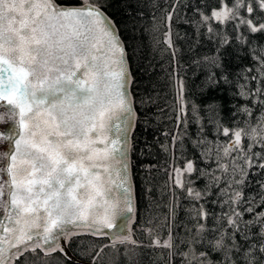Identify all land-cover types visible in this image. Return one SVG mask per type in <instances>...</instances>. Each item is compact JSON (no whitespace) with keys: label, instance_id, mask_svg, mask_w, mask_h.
<instances>
[{"label":"snow or ice","instance_id":"6c2138e0","mask_svg":"<svg viewBox=\"0 0 264 264\" xmlns=\"http://www.w3.org/2000/svg\"><path fill=\"white\" fill-rule=\"evenodd\" d=\"M144 2L0 0V108L5 110L0 125L11 122L20 129L0 131V144L8 145L7 151H0V209L5 210L0 220V264H16L37 249L45 255L63 253L61 236L67 239L73 234L66 225H84L93 237L141 246L128 231L136 207L128 154L139 118L137 98L130 92L129 59L137 46L126 44L122 33L137 39ZM179 2L173 0L166 21L178 16ZM112 8L126 19L115 20L117 13L109 14ZM193 10L200 19L194 20L196 39L189 51L200 44L201 28L214 46L210 54L192 57L200 69L194 73L199 77L194 85L199 103L191 99L193 89L175 67L169 74L176 94V128H184L172 139L183 152L192 115L199 125L193 146L201 159L216 167L200 169L185 158L182 169L173 168V184L197 202L187 209L194 224L185 227L183 237L174 235L179 205H170L165 218L168 235L162 240L154 237L149 247L165 250L164 264H175L176 257L180 264H264V210L257 211L264 209V180L256 181L259 190L254 195L246 196L244 191L251 186L248 177L253 169L255 174L264 172V42L260 39L264 15H259L264 14V0H220L210 14L199 7ZM229 24L231 38L225 31ZM175 35L180 39L179 33ZM172 36L169 26L165 43L176 65L179 49ZM246 59L250 64L243 63ZM149 71L145 69L144 75ZM153 90L151 83L145 85L138 101L142 108L154 102ZM238 100L245 103L237 106ZM201 111L209 114L217 139L210 141L203 134ZM144 117L147 126V112ZM226 119L232 126H226ZM221 136L226 139L220 141ZM114 169L118 182L112 179ZM193 174L205 179L203 190L194 187ZM213 188L218 191L208 201ZM201 200L220 211L208 210L199 204ZM108 247L115 248V243L92 250V264L103 259ZM125 256L131 264L132 257L127 252Z\"/></svg>","mask_w":264,"mask_h":264},{"label":"trees","instance_id":"16d2710c","mask_svg":"<svg viewBox=\"0 0 264 264\" xmlns=\"http://www.w3.org/2000/svg\"><path fill=\"white\" fill-rule=\"evenodd\" d=\"M153 2L155 7H153ZM228 2L231 3L232 0H228ZM172 5L173 0H145L142 5L143 15L138 17L137 39L132 41L128 38L127 33H122L126 44L131 46L135 43L137 46L136 55L129 59L133 76L132 93L137 98L136 107L139 113L131 135V164L137 207L136 219L131 229V239L141 246L135 247L130 243L117 242L115 248L104 249L103 259L98 260L97 264H128L126 252L128 256L132 257L131 264H164L161 255H166L165 250L149 247V245L154 237L158 236L161 240L167 237L168 222L165 218L169 216L170 205H179L173 222V234L183 237L186 234L185 227L192 228L194 224L187 209L197 203L188 198L183 189L173 184L171 179L173 168L182 169L185 158L195 161V166L200 169L209 167L215 169L216 167L214 162L201 159L200 150L193 146V142L199 135V125L193 122L192 115L188 116L187 135L183 139V152L180 150L178 141L174 145L172 137L183 133L184 128L183 126L176 128V112L173 111L176 105V94L173 77L169 74L175 67V71L183 77L186 85L193 89L191 99L200 102V97L194 88L199 79L198 75H194V73L198 74L200 69L191 61L194 55L210 54L214 45L206 39L204 29L201 28L200 44L192 45L194 51H189L191 40L196 39L194 20L200 19L193 9L199 7L205 14H210L213 8H219L220 0H180L176 6L178 16L174 14L171 21H166L165 16L168 11H171ZM253 6L255 7V5ZM112 13H117L113 18L118 22L126 19L122 12H117L116 8L109 10V14ZM169 26L173 32L172 39L175 47L179 49L176 65H173L172 56L165 43V33ZM212 26L219 27L217 24ZM154 27L155 30H153ZM232 28L233 26L229 24L225 29L230 38L234 35ZM241 31L244 29L242 28ZM176 33H179L180 39L176 38ZM260 39L264 42V37H260ZM129 51H131V47H129ZM243 63L248 65L250 61L246 59ZM145 69H150L148 76L144 75ZM149 83L154 89L151 93L154 102L149 107L142 108L138 102L139 95L143 94L145 85ZM251 86L255 87V82ZM243 103L245 101L238 100L237 106ZM144 112H147V126L143 123ZM255 115L254 112L253 116L255 117ZM199 117L204 124L203 134L210 141L217 139L213 125L209 123V114L201 111ZM225 123L226 126H232L231 121L227 119ZM225 139L223 136L219 137L220 141ZM253 151H260V149L255 148ZM255 173L257 170L253 169L249 174L248 179L251 186L245 188L246 196L254 195L259 190L256 184L257 180H264V172ZM192 179L195 180L194 187L203 190L205 179H196L195 174ZM220 187L223 188L224 185L221 184ZM217 191L216 188L212 189V196L208 197V201L215 198ZM199 204H203L210 211H220L219 207L210 202L206 203L201 200ZM261 210L264 209L257 208V211ZM244 218L249 219L250 217L245 215ZM149 229L152 230L151 234L148 232ZM252 231L256 232L257 229L253 228ZM110 244L112 243H107L105 237H93L88 233L73 235L69 238L68 245L78 260H70L58 250L45 255L40 249H37L35 254L25 253L16 261V264H92V250L98 246ZM174 259L175 264H180L178 257Z\"/></svg>","mask_w":264,"mask_h":264},{"label":"water","instance_id":"95a60500","mask_svg":"<svg viewBox=\"0 0 264 264\" xmlns=\"http://www.w3.org/2000/svg\"><path fill=\"white\" fill-rule=\"evenodd\" d=\"M130 63V62H129ZM130 92L131 94L133 95L132 93V83L130 85ZM2 111V113H4V109L0 108ZM136 124V122H135ZM135 124H134V127H133V130L135 128ZM9 128H16V130L19 132L20 129L18 127V125L16 124H13L11 122H9L7 125H4V130H7ZM133 132V131H132ZM112 133H109V136L111 137ZM132 135V133H131ZM8 150V145L7 144H4V148H3V151H7ZM128 160H129V164H130V176L133 180V183H134V178H133V172H132V164H131V137H130V150H129V154H128ZM115 170L113 171V174H112V179L116 180L118 182L119 178L115 175ZM100 172L102 175L105 176V179H107V174L104 173V170L101 168L100 169ZM111 187L113 188V190L115 191V185H111ZM134 189H135V183H134ZM135 205H136V193H135ZM136 209L137 207H135V210L132 214V220L129 222V233H130V238L132 237V233H131V229H132V226L135 222V219H136ZM4 216H5V210L4 209H1L0 210V220H4ZM5 223H7V221H4ZM66 228H71L73 230V234L70 235L67 239H65L63 236H61V246L64 248V252L62 253L65 257L69 258L70 260H78V258L72 253V251L70 250L69 248V245H68V240L71 236L73 235H78V234H84V233H88V229L86 226L84 225H66L65 226ZM78 233V234H77ZM107 239V243H117L119 241H113L111 239V237H105ZM44 247H47L46 245H44ZM56 251V250H55ZM59 251V250H58ZM54 252V251H53ZM52 253V252H51Z\"/></svg>","mask_w":264,"mask_h":264},{"label":"bare ground","instance_id":"6f19581e","mask_svg":"<svg viewBox=\"0 0 264 264\" xmlns=\"http://www.w3.org/2000/svg\"><path fill=\"white\" fill-rule=\"evenodd\" d=\"M0 111H2V110L0 109ZM1 114H2V112H1ZM3 129H4V125H0V131H3ZM3 148H4V144H0V151H3Z\"/></svg>","mask_w":264,"mask_h":264},{"label":"rangeland","instance_id":"374dc122","mask_svg":"<svg viewBox=\"0 0 264 264\" xmlns=\"http://www.w3.org/2000/svg\"><path fill=\"white\" fill-rule=\"evenodd\" d=\"M0 114H1V111H0Z\"/></svg>","mask_w":264,"mask_h":264}]
</instances>
